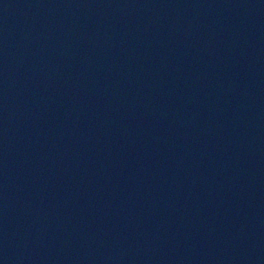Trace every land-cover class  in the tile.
<instances>
[{"label": "water", "instance_id": "1", "mask_svg": "<svg viewBox=\"0 0 264 264\" xmlns=\"http://www.w3.org/2000/svg\"><path fill=\"white\" fill-rule=\"evenodd\" d=\"M0 264H264V0H0Z\"/></svg>", "mask_w": 264, "mask_h": 264}]
</instances>
